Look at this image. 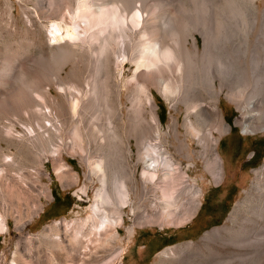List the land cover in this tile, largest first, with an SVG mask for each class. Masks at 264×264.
<instances>
[{
    "label": "bare ground",
    "instance_id": "1",
    "mask_svg": "<svg viewBox=\"0 0 264 264\" xmlns=\"http://www.w3.org/2000/svg\"><path fill=\"white\" fill-rule=\"evenodd\" d=\"M3 1L12 12L13 1ZM117 1L95 8L91 0H74L76 10H73L71 20L77 18L73 23L62 12L59 5L62 0H36L34 18L40 25L58 14L69 17V21L61 18L51 23L49 46L56 48L55 53L66 60L82 61L85 56L96 54L95 69L102 74V79L100 77V82L94 85L93 93L82 91L80 87L76 90V83L67 86L57 82V94H54L50 84L35 85L25 78L23 84L29 98L26 103H20L24 94L16 87L0 94V116L4 115L7 119H0V232H9V222L14 221L19 238L15 242L13 260L22 255L32 261L36 257L35 248L43 241L57 248L75 251L82 244L85 233L89 232L93 236L89 239L92 243L84 245V251H87L92 246L96 247L103 236H115L119 226L124 223L126 206H130L132 213L137 209L131 194L136 193L139 181L141 190L153 187L160 192L157 199L166 223L182 222L183 217L179 218L175 209L177 195L182 188H190L197 196L193 211L201 203L202 188L191 178L190 165L200 160L205 169L213 172L217 178L222 173L218 140L214 135L216 129L222 132L230 127L221 117L219 104L222 96L236 105L240 114L235 118V124L240 125L244 132L264 131V4L261 6L264 0H250L248 21L242 17L240 20L243 9L233 1L232 14L227 16L236 20L239 18V24L219 26L221 28L217 31L193 25V29H182V32L173 13L165 12L167 9L163 10L165 13L160 22L154 13L148 12L145 0ZM160 5H163L162 2ZM24 14L26 22L33 20L26 10ZM208 20H211L210 16ZM134 29H138L145 38L131 46L130 54L128 52L130 56L127 57L126 48ZM195 31L202 35L201 44ZM126 61L136 64L124 84L129 83L130 87L135 88L133 96L128 95L129 104L123 102L120 83ZM63 65L59 68L62 69ZM165 71L169 72L166 78ZM109 81H112L111 89L104 84ZM154 83H157V89L174 111L180 110L181 104L184 105L182 120L171 113L168 125H163L160 106L152 90ZM91 101L97 110L89 115L87 110ZM21 111L28 113V121L20 119ZM216 123H220L221 127H215ZM131 137L135 139V150ZM172 138L176 144L171 142ZM3 141L6 146L2 144ZM67 149L78 152L88 168L86 176L99 183L88 212L54 219L46 222L38 232L29 233L26 227L42 210V196L52 197L50 185L42 181L43 175L49 176L46 162H52L61 180H80L79 172L66 161L63 154ZM255 174V189L258 195L264 197V166L257 169ZM89 186L84 183L78 191L88 194ZM262 199L254 209L256 216L246 217L240 228L233 227L237 221V208L244 204L239 199L227 222L205 231L196 241L188 240L166 247L158 253L156 264H204L199 258L203 255L202 249L217 240L221 245L232 241L238 247L244 243L253 244L264 252ZM128 231L133 234L134 225L129 226ZM230 235L234 238L230 239ZM216 256L218 262L214 264H230L231 261L245 264L249 254L241 251L230 255L217 253Z\"/></svg>",
    "mask_w": 264,
    "mask_h": 264
},
{
    "label": "rangeland",
    "instance_id": "2",
    "mask_svg": "<svg viewBox=\"0 0 264 264\" xmlns=\"http://www.w3.org/2000/svg\"><path fill=\"white\" fill-rule=\"evenodd\" d=\"M12 1L14 7L12 12H10L11 11L10 6L7 3H5L3 0H0V94L4 93L5 90H9L12 89L13 87L14 88L16 87L17 91H20L21 93L23 92L22 94H24V97L22 98L20 103L28 102L29 98L26 95L27 92L23 84L25 82V78L32 80L35 85L50 84V86L52 87L51 90L54 94H57V89H56L57 87L56 85H58L57 82L64 83L67 86L71 85V83L72 85L76 83L74 85L76 90H78V88L80 87L79 89L82 91L87 90L89 93H93L92 89L94 88V85L96 84V82L98 81L100 82V80L102 79V74L96 72L95 69V61L97 55L92 54L90 56L88 55L85 56L84 59H82V61L84 60V62H82L81 60L75 61L74 59L66 60L62 58L59 54L55 53L56 48L49 46L48 43L49 31L51 28V23L53 21H60L61 18H63L65 21H69L70 19V21L72 22L76 20L75 18L77 17H73L71 20V17L73 16V10H76V7L73 5L74 0H67V1L62 0V2L59 4L61 5L62 12L68 15L70 18L66 15L62 17V14H58L52 17V19L42 21L41 25L39 21L35 20L34 18V11L37 10L36 0H26L24 2L20 0H12ZM159 1H161L163 5H160L161 2ZM163 1L145 0L144 2H146L145 4H147L146 6L148 7V12H150L151 14L154 13L153 15L155 16V18L160 17L159 20L156 18L157 21H160L162 19V14L166 9L168 11L166 10L165 12L173 13L172 15H174V17L178 20V21L176 20V23L177 22L180 23V25L178 24L177 27L181 26L179 29L181 32L182 29L183 31L184 29L187 28L193 29L194 26H198L199 28L208 27L210 29L212 28L213 30L217 31L226 24H232V25H234V23L239 24L240 23L239 18L236 20L233 19V17L231 16L230 17L232 19L227 16L232 14V12L230 11H232L233 9V5H232L233 3L234 4L239 3L238 5L241 6L240 7L241 9H243L241 10V15L242 14L243 15L240 16V20L241 17L242 19H245L247 21L249 20L250 0H227L228 2L225 0H207V2H203V3L196 0H181V1L171 0V2L170 0L168 1L163 0ZM91 2L92 4L94 3L93 7L95 8L102 5L105 6V3L107 5H111L112 3L115 2L118 3L117 0H91ZM208 2L210 4L209 5L210 7L208 6ZM150 4L153 5L150 6ZM170 4H174V5H170ZM263 4L264 1H262L261 6H263ZM201 5L203 8L201 7ZM205 5H207L208 7ZM225 6L228 8H226ZM193 8L194 10H192ZM229 8H231V10ZM24 10H26L28 14H30L31 17H33L32 21L26 22L24 20V16H25ZM210 12L211 14L209 15ZM226 12H228V14H226ZM200 14L203 16V18L202 16H200ZM194 15L195 16L197 15L196 21ZM209 16L211 19L210 21L208 20ZM201 18L202 20L203 19L205 20L202 21ZM202 22L205 23L208 22V23L206 25L205 23L202 24ZM195 34L201 44L202 43L201 33L199 31H195ZM130 36H129L130 39L129 44L131 43V45L129 44L127 45L126 48V50H128L126 53V56L128 55L127 57L130 56L129 54L131 52V48H132L131 46H133V44L135 45V43L139 41H143L145 38V37L143 38V36L140 35L138 29L136 30L134 29V31L132 30ZM170 38L171 37H169V39ZM97 44L98 42L95 45ZM62 63H64L65 66L63 65V68L61 69L59 67ZM199 65L201 64L199 63ZM135 68H136V64L133 61H126V64L124 66V74H123L124 76L122 78V82H120L122 84V93H123L122 99L124 104H129L128 98L130 96H133V93L135 92L134 86H131L132 88L130 87L131 84L127 83V85H124L126 80L132 75ZM171 74L174 75L173 77H175V79H177L176 75L173 72H171ZM168 75L169 72L165 71L164 72L165 78ZM100 77L101 79H99ZM104 84L107 89L108 88L111 89L110 85L112 86V81H109L108 84L107 83ZM157 88H158L157 83L152 84L153 93L160 106L159 113L163 125L165 127L168 125L171 113H174L179 117L180 120H182L185 113L184 105L181 104L180 110L174 111V109L170 107V103L165 99L163 95H161V93ZM130 93H132V95ZM94 105H95L94 102L91 101L90 107L87 110V113L89 115L90 113L93 114L97 110L96 109L97 106ZM219 106L222 113L221 117H223L224 120H226V122L230 124L228 130L220 132L216 129L214 132V135L218 140L217 151L221 157V165H222L221 176L217 178L214 174H212L213 172L205 169L203 162L200 160H196V164L190 165L189 174L191 175V178L196 182V184H198L202 188V195L200 197L201 203L203 201V197L206 194V190L210 189L214 183H219L222 180L226 182L230 181V183H235V191L233 198L231 199L225 214L221 217L220 220L214 222L213 221L205 222L204 225H201L200 230L197 232V234L190 237L188 236L187 233L188 225L193 223L195 220H197L199 216L198 215L196 216V214L198 213L201 206L200 203L199 206L195 209V211H193L194 208L192 207H194L193 205L196 201L197 196L193 194L192 190L188 187L185 189L182 188V190L177 195V199H176L177 206L175 205V209L176 212L178 213V217L179 218L183 217L182 219L184 220L186 219L187 221L183 220L182 222L179 223L168 224L162 218L161 205L159 203V200L157 199L159 197L160 192L155 190L153 187H149L148 190L146 191L141 190V183L139 181L138 182L139 185L138 188L136 189V193L131 194L132 199H135L134 201L137 204V209L132 213L130 211V206H126L124 223L121 226H119L118 232L115 236L114 235H110V237L109 235L103 236V240L97 242L96 247L92 246V248L87 251H84L85 249L84 245H86V243L88 242L92 243L91 241H89V239L90 237L93 236V234L89 232L85 233L86 235L84 236L85 238H83L84 240L82 244H79L75 251H71L70 249L57 248L47 243V241H43L41 245L38 248H35L34 250L37 258L35 257V259H33L32 261H29L30 259L28 258L26 259V257L24 258L21 257L22 255H19L18 257H16L15 259L16 261H15L13 260L14 257L13 251L15 249V242L17 238H19V233L14 229V221L10 220L9 232L6 233L0 232V264H156L158 261V253L161 250L165 249L166 247L183 243L188 240L196 241L203 235L202 232H204V230H209L214 226H220L223 225L225 222H227V218L229 214L232 212L233 209H235V204L239 199L242 200L245 205L243 204L237 208V212H236L237 221L233 224L234 225L233 227L240 228L244 224L243 222L246 217L254 218V216H256L254 209H256V206H259L260 201H262L263 200L262 198H264L261 197V195H258L257 189H255L256 188L255 182L257 181L255 171L264 166V131L244 132L240 125L235 124L236 121L235 118L239 116L240 112L237 110L236 105L232 101L227 99L225 96H222ZM103 115L104 114H102L101 112L102 118H104ZM0 119L4 121L7 120L4 118V115H1ZM20 119L23 121H28L29 120L28 113L21 111ZM219 124L220 123H216L214 126L220 128L221 124L220 125ZM148 129L149 126H147V130ZM18 130H20V127H18ZM231 131L237 134H241L243 136V139L245 141L244 154H246L247 152H249L250 154L254 151L255 147L258 148L255 155L250 157L246 161V164L244 165L243 169L240 171L238 168V163L231 162V160H229V158L227 157L228 155L225 153V145L230 141ZM131 139H132V147L135 150V139L133 137H131ZM171 142L173 144H176L173 138L171 139ZM2 144L6 146L5 141H3ZM173 149H175V146H173ZM63 154L66 158V161L72 167H74L75 170L79 172L80 180L71 181V178H68L67 180L64 181L61 180L56 175L52 162L51 161L46 162V167L49 172V176L43 175L42 181L43 183H48L50 185V188L52 189V197L47 198L45 196H42V200H43L42 210L38 215L34 217V219L31 222H29L28 226L26 227V230L29 233L38 232L39 230L42 229V227L44 226V224H46V222L52 221L54 219H59V218L62 219V217H72L76 215H85L88 212V208L90 204L92 203V199L94 197L96 187L99 185V183L96 181L95 182L91 181L86 176V172L88 171V168L82 162L81 156L78 154V152H73L67 149ZM262 177L264 178L263 175ZM263 178H261V180ZM84 183L90 184L87 192L88 194H81L78 191V189ZM245 189L247 190V192H245ZM185 194L187 197L185 196ZM213 196L214 195H212L211 198H213ZM184 213L186 214L187 217L185 216ZM189 215H193V216L192 217L190 216L191 217L190 218ZM261 223L264 224V220H261ZM132 225H134V232L133 234H130L128 231V227ZM139 227H150L151 229L159 228L160 230L163 231L171 230L175 232L176 236L173 239V241H170L165 245H161L159 247L153 248L149 250L147 253L141 252L140 254L141 257L144 258L146 255L147 256L146 258L141 259L142 261H139L137 260V257L134 254L133 251L134 249L131 247V243L133 241L135 231H137ZM229 238L233 239L234 236L230 235ZM231 242H229L226 245L223 244L221 245L219 244L220 242L218 240L211 241L208 244L209 247H211V250L209 249V247H204L201 251L202 252L201 254L203 255L200 256L199 258L204 262V264H214L218 262V259L216 258L217 253L219 255L220 254L230 255L232 252L242 251V253L244 254L246 253L249 254V257L244 261L245 264H264V252L261 249H258V247L256 248L253 244H251L250 246V244L247 243L246 244L244 243L242 244L241 247H238L234 242H232L234 245ZM211 251L214 252L215 255L214 253L212 255ZM231 262L232 263L230 264H235L234 261Z\"/></svg>",
    "mask_w": 264,
    "mask_h": 264
},
{
    "label": "flooded vegetation",
    "instance_id": "3",
    "mask_svg": "<svg viewBox=\"0 0 264 264\" xmlns=\"http://www.w3.org/2000/svg\"><path fill=\"white\" fill-rule=\"evenodd\" d=\"M260 142V140H259ZM245 141L241 134L230 132V141L225 145V153L231 162L238 163L239 171L243 169L246 161L255 155L258 148L255 147L254 151L249 154H244ZM235 191V183L230 181H222L219 184H213V186L206 190V194L203 197L200 209L196 216L199 217L193 223L188 225V236H194L200 230L201 225L205 222L218 221L225 214L226 209L233 198ZM213 198H211V196ZM135 240H143L142 252H147L155 244L165 245L175 238V232L163 231L159 228L151 229L150 227H139V231L136 232ZM137 260L142 261L140 253L136 252Z\"/></svg>",
    "mask_w": 264,
    "mask_h": 264
},
{
    "label": "crops",
    "instance_id": "4",
    "mask_svg": "<svg viewBox=\"0 0 264 264\" xmlns=\"http://www.w3.org/2000/svg\"><path fill=\"white\" fill-rule=\"evenodd\" d=\"M223 181V180H222ZM222 181H220L219 183H221ZM219 183H214V184H219ZM137 231H139V229H137ZM137 231H135V235H137ZM134 235V238H133V241H132V243H131V247L134 249L133 251H134V254H135V256H136V252L137 253H140L141 254V252H142V244H143V240H135V236ZM159 246H161V245H157V244H155L153 247H151L149 250H151V249H153V248H156V247H159ZM148 250V251H149ZM147 251V252H148ZM146 252V253H147ZM147 256V255H146ZM146 256L144 257V258H146ZM137 257V256H136ZM143 257H142V259H144Z\"/></svg>",
    "mask_w": 264,
    "mask_h": 264
},
{
    "label": "water",
    "instance_id": "5",
    "mask_svg": "<svg viewBox=\"0 0 264 264\" xmlns=\"http://www.w3.org/2000/svg\"><path fill=\"white\" fill-rule=\"evenodd\" d=\"M205 231H207V230H204V232H205ZM204 232H202V233H204ZM200 235H201V234H200ZM200 235H199V236H200Z\"/></svg>",
    "mask_w": 264,
    "mask_h": 264
}]
</instances>
